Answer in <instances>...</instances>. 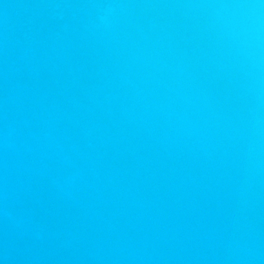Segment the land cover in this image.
I'll list each match as a JSON object with an SVG mask.
<instances>
[{"label":"water","instance_id":"95a60500","mask_svg":"<svg viewBox=\"0 0 264 264\" xmlns=\"http://www.w3.org/2000/svg\"><path fill=\"white\" fill-rule=\"evenodd\" d=\"M0 264H264V0H0Z\"/></svg>","mask_w":264,"mask_h":264}]
</instances>
